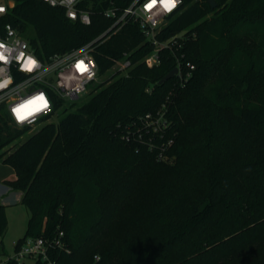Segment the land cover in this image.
Instances as JSON below:
<instances>
[{
  "label": "trees",
  "instance_id": "obj_1",
  "mask_svg": "<svg viewBox=\"0 0 264 264\" xmlns=\"http://www.w3.org/2000/svg\"><path fill=\"white\" fill-rule=\"evenodd\" d=\"M13 1L0 35L10 24L40 61L93 42L97 76L129 62L31 134L0 107V162L14 171L2 184L29 214L18 244L62 232L58 264H264V0H183L157 35L179 39L170 49L131 20L105 34V11L133 0H84L89 25ZM177 60L191 78L159 84ZM159 111L168 128L154 135L142 118ZM6 225L0 204V238Z\"/></svg>",
  "mask_w": 264,
  "mask_h": 264
},
{
  "label": "built area",
  "instance_id": "obj_2",
  "mask_svg": "<svg viewBox=\"0 0 264 264\" xmlns=\"http://www.w3.org/2000/svg\"><path fill=\"white\" fill-rule=\"evenodd\" d=\"M12 1L13 0H0V5H3L8 11L13 5ZM38 1L47 4L49 7L62 9L67 18V13L73 11L76 13L77 19L71 21L80 22L83 25L90 24V13L88 10L82 8V2L84 0H56L55 7H53L51 0ZM145 2L146 0H133V2L127 8L123 9L120 15H117V11L114 9H109L105 11L104 15L107 18H116L114 24L105 32V34L113 29H116V31L119 30L128 20H131L133 22L138 23L139 28L143 33L145 39L156 48L170 49L176 44H178V38L171 39L169 41H159L157 39V35L159 34L162 26L164 25V19L169 15L158 13V9H153V18L156 21V27H153L152 23L150 21H146L143 12L140 11L141 6ZM178 8L175 11H177ZM5 14L0 15V17ZM6 25L2 26V34L0 35V40H3L5 43H8L11 47L14 48V50L11 53V56L13 58L11 59L10 64L7 66L0 64V68H6V71L0 72V79H3L7 75H11L13 78V84L9 87V89L5 90L3 93H0V101H3L0 102V107L4 108V110L7 112L11 123L17 126V124L10 115L9 105L17 102L18 96H29L32 95L34 92H38L41 90L45 91L52 102V110L47 114L41 115L35 124H26L25 126H23L30 128V130H33L35 129V127L40 125L41 120L43 118L49 117L50 120L53 119L56 113L55 109L58 107L60 101L66 102L78 100L82 95L88 93V86L96 81L97 75L94 80L87 81L84 84L86 92L77 94L76 92L72 91L70 95L68 94L71 89L75 88L76 84L81 79H85L77 76L73 69L70 67V65L75 59L80 58L81 56L90 58L94 61L91 55V51L93 49V42L85 44L79 48L72 49L71 51L54 54L49 57L48 60H45L43 62L40 61L33 54L29 43L26 40L22 39L12 26L11 29L14 31L15 35L9 37L8 30L5 27ZM14 41H18V43H13ZM24 44H27L28 46L26 49L23 48ZM80 49H84V52L81 53ZM21 50L30 53L36 59H38L42 66H46L47 71H44L43 67L37 68L33 73L19 71V65L16 63L14 57ZM144 60L147 63L149 60H151L152 65H157L159 63L158 51L155 50L153 53L146 56ZM119 65L120 70L124 72L128 68L129 62L123 61L119 63ZM175 68L177 69V74L174 77H176L177 80L181 84H183L191 78L192 72L195 67L189 62L183 63L180 60H177V65L175 66ZM95 70L97 72V66ZM69 76H73L75 78L69 81L67 79ZM142 120L144 122L146 131L151 132L154 135L159 134L163 130L168 128L167 119L164 117V113L162 111H159L157 114L154 115L146 114L142 118ZM171 144L172 140L167 143V146H170ZM62 236L63 233L60 232L58 234V237L61 238ZM59 238H53L51 240L39 237L27 238L20 244L15 241L13 242L12 250L7 253L1 249L2 239L0 238V264H32L36 261H39L41 264H58L49 256V252L53 248L60 249L63 247ZM26 249H35V251H26ZM28 261H31V263H28Z\"/></svg>",
  "mask_w": 264,
  "mask_h": 264
},
{
  "label": "clouds",
  "instance_id": "obj_3",
  "mask_svg": "<svg viewBox=\"0 0 264 264\" xmlns=\"http://www.w3.org/2000/svg\"><path fill=\"white\" fill-rule=\"evenodd\" d=\"M53 7H55L56 0H51ZM183 0H146V2L141 6L140 11L143 12L146 21H150L153 27H156V21L153 18L154 13L153 9H158V13H162L164 15H170L174 12L181 4ZM7 9L0 5V15L5 14ZM127 11V10H126ZM67 16L70 20H76V13L70 11L67 13ZM90 23V21H89ZM6 29L8 30L9 37L15 35L14 31L11 29V25H6ZM13 43H18V41H14ZM27 44L23 45V48L26 49ZM14 50L8 43H5L3 40H0V64L9 65L11 59L12 51ZM80 52L83 53L84 49H80ZM16 63L19 65V71L26 73H33L37 68L43 67L44 71H47L46 66H42L40 61L36 59L30 53H27L24 50L18 52V54L14 57ZM148 66H152V61H148ZM70 67L76 73L77 76L85 79H81L75 86L74 89L69 91V95L72 91L77 94H81L86 92L84 88V84L87 81H92L96 78V65L93 60L90 58L81 56L80 58L75 59ZM6 71V68H0V72ZM75 77L69 76L67 79L71 81ZM13 84V78L11 75L5 76L3 79H0V93H3L5 90L9 89V87ZM63 86V85H61ZM3 102V101H0ZM52 110V102L48 97L45 91L34 92L32 95L19 97L17 102L9 105V112L12 119L15 121L17 126L23 127L26 124L32 125L35 124L36 121L40 118L41 115L47 114ZM31 243V242H30ZM26 251H35V249H26ZM101 256L96 254L93 257L94 261H99Z\"/></svg>",
  "mask_w": 264,
  "mask_h": 264
},
{
  "label": "rangeland",
  "instance_id": "obj_4",
  "mask_svg": "<svg viewBox=\"0 0 264 264\" xmlns=\"http://www.w3.org/2000/svg\"><path fill=\"white\" fill-rule=\"evenodd\" d=\"M14 5V1H12ZM12 5V7H13ZM120 71V65L117 64L115 67H113L111 70L107 71L105 74L101 76H97L96 81L88 86V92H90L93 89V86L105 81L107 78H109L113 72ZM88 93L82 95L78 102L82 101ZM65 103H69V101H66ZM63 115L62 108H59L53 119L52 122H56L58 118H60ZM40 126L38 125L35 127V129L30 130L28 134L33 133L36 131ZM27 137V135L22 137V141ZM149 146L151 144H148ZM168 147V146H167ZM161 160V157L159 158ZM13 176V169L0 162V183L2 184L5 180H11L14 178ZM11 191V190H10ZM16 191H11L8 195H5L3 198H0V204H2V201H9L8 204L4 205V211L6 215L7 225H6V231L3 235L2 239V250L4 252H10L12 250L13 242L17 241L19 238L23 237L26 232L27 222L29 214L26 210V208L22 205L20 199H16L15 197ZM28 263H31V261H28Z\"/></svg>",
  "mask_w": 264,
  "mask_h": 264
},
{
  "label": "crops",
  "instance_id": "obj_5",
  "mask_svg": "<svg viewBox=\"0 0 264 264\" xmlns=\"http://www.w3.org/2000/svg\"><path fill=\"white\" fill-rule=\"evenodd\" d=\"M13 176H14V171H13ZM9 193H11L9 188H7L6 186H4L3 184L0 183V198H3L5 195H8ZM15 197H16V199H20L21 198V193L20 192H15ZM8 202L9 201H7V200L6 201H2L3 206L8 204Z\"/></svg>",
  "mask_w": 264,
  "mask_h": 264
},
{
  "label": "water",
  "instance_id": "obj_6",
  "mask_svg": "<svg viewBox=\"0 0 264 264\" xmlns=\"http://www.w3.org/2000/svg\"><path fill=\"white\" fill-rule=\"evenodd\" d=\"M209 2H210V5H211V8H215L216 3L213 0H209ZM176 74H177V69L176 68H173L166 76H164L160 80L159 84H163L166 81L172 79Z\"/></svg>",
  "mask_w": 264,
  "mask_h": 264
}]
</instances>
